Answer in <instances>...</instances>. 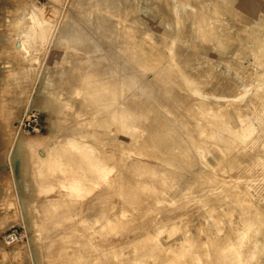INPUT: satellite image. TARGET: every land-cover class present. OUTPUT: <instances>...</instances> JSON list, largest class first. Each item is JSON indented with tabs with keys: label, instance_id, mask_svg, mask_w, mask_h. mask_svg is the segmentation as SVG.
<instances>
[{
	"label": "rangeland",
	"instance_id": "rangeland-1",
	"mask_svg": "<svg viewBox=\"0 0 264 264\" xmlns=\"http://www.w3.org/2000/svg\"><path fill=\"white\" fill-rule=\"evenodd\" d=\"M96 1L0 0V264H229L237 259L238 254L235 249H221L224 242L236 235L237 228L246 222L244 220L255 218V208L257 218L264 222V192L243 185L257 176L261 178L263 168L261 163L251 167L241 159L221 169L225 153L218 148L217 141L208 138L207 124L191 125L197 137L213 141L209 146L208 165L201 167L197 173L203 178L216 176L205 196L199 197L198 190H194L175 199L180 189L184 188V181L156 191L131 193V187L127 186L121 172L125 171L132 179L145 178L146 175L133 174L131 170H126L129 168H121L119 164L102 170L83 168L84 162H77V156L70 155L71 159L66 163L56 160L60 150L51 148L53 142L61 137L66 125L81 116L72 102L56 101L45 92L42 76L50 64L53 49H65L68 53L64 61L55 64L57 69L62 67V71L67 69L71 58L86 55L84 49L72 47L58 37L59 27L63 30L72 28L73 31L99 38L102 48L101 61L98 60L100 67L111 65L113 53L127 39L139 46V51H151L152 57L161 56L171 62V56L165 55L167 36L163 32L149 30L146 28L149 23L136 21L122 5L106 8L93 5ZM248 1L257 2L259 15L264 11V0ZM31 4L43 6L42 15L48 20L45 24L48 26L46 34H38L28 47L30 51L26 52L18 47V36L32 23L27 15H22ZM161 6L154 5L152 13L164 22ZM103 17L106 19L104 25L101 24ZM230 22L233 25L224 38L223 46L210 47L207 51L222 62L233 56L236 63L247 70L256 58L252 46H243L246 39L243 36L248 35L252 24L245 21L241 23V28L233 20ZM238 37H241L239 41ZM93 62L90 60L80 65L90 67ZM183 62H179V67L183 66ZM177 67L170 72H175ZM80 68H68V75L76 73L74 76L78 78L83 72ZM219 71L228 73V66L216 63L209 74L202 75L211 86L207 89L209 94L215 90L221 93L236 85L235 80L216 82ZM232 73L246 84L257 83V72L236 70ZM146 74L151 77L153 72L146 70ZM202 83H196V87H201ZM65 85L69 86L68 83ZM92 104L87 102L84 106L91 108ZM200 105V110L187 108L185 115L205 117L208 107L204 101H200ZM35 112L41 115L44 127L36 133L22 127L24 119ZM219 121L224 123L222 119ZM83 125L84 128L87 125L94 128L91 123ZM100 134L94 130L87 140L99 142ZM22 137L41 144L32 147L29 152L22 150L17 155L13 154L15 141ZM142 138L141 132H138L137 136H127V141L136 146L135 140L141 141ZM106 146L111 148L109 144ZM241 149L245 153L252 151L251 147ZM66 151L69 154L79 153L77 149ZM132 154L135 158L142 157L146 163L156 160L154 150L149 148ZM116 158L114 155L112 161ZM107 178L109 181H106ZM157 196H160L159 200L155 199ZM24 198L28 204L22 202ZM211 205L219 206L209 214L211 208L207 207ZM112 209L117 213L116 219L111 224L105 223L107 221L103 217ZM209 215L212 219L208 218ZM171 223L177 225L176 235L189 234V239L194 242L193 250L179 246L177 238L169 240V247L151 248L152 237L160 236L155 228ZM221 225L224 226V230L220 231L222 234L215 236ZM162 233L160 238L168 237L170 231ZM261 236L260 251L264 253V231ZM250 259L242 264H256ZM258 264H264L263 257Z\"/></svg>",
	"mask_w": 264,
	"mask_h": 264
},
{
	"label": "bare ground",
	"instance_id": "bare-ground-1",
	"mask_svg": "<svg viewBox=\"0 0 264 264\" xmlns=\"http://www.w3.org/2000/svg\"><path fill=\"white\" fill-rule=\"evenodd\" d=\"M156 4L162 5L161 14L165 16L164 22H160L152 13ZM93 5L106 8L122 5L123 9L129 10L136 21L143 20L146 24L149 23L146 27L149 30L163 32L167 36L165 55L171 56V62L161 56L152 57L151 51H139L140 47L127 39L121 47H117V52L113 53L111 65L100 67L98 60L101 59L102 48L99 45V38H94L89 33L73 31L72 28L63 30L59 27L58 37L67 41L72 47L84 49L86 55L71 58L67 69L62 71V67L57 69L55 64L64 61L68 53L65 49H53L49 59L50 64L42 76L45 92L56 101L72 102L81 116L74 123L66 125L61 137L53 142L51 148L60 150L56 160L66 163L71 156H77V162H84L83 168L102 170L119 164L121 168H129L126 170H131L133 174L146 175L145 178L132 179L125 174V171L121 172V175L124 174L127 186L131 187L129 188L131 193L144 190L156 191L165 186L173 187L184 181L185 186L180 189L175 199L194 190H198L196 192L200 193L199 197L205 196L209 185H212L211 181H215L216 176L203 178L197 173L202 169L201 167L208 165L209 146L213 141L197 137L191 125L207 124L209 129L206 130V134L210 135L208 138L217 141L218 148L225 153L220 163L221 169L227 168L226 164L232 165L241 159L247 161L251 167L261 163L262 177L257 176L243 185L253 186L264 192V11L258 14L257 2L97 0ZM24 14L32 23L18 36V47L29 52L28 47L34 42L35 37L38 34L42 36L46 34L48 25L45 24L48 20L42 15L43 6L37 4H31L29 10L22 15ZM230 20L241 28H243L241 23L245 21L252 24L248 35L243 36L246 38L243 46L246 44L252 46L256 56L247 70L236 63L233 56L227 57L222 62L207 51L210 47L223 46L224 38L233 25L230 24ZM105 21L103 17L101 24L104 25ZM240 39L241 37H238L237 41ZM90 60H94L93 64L90 63V67H81V63ZM179 62H183V66L179 67ZM216 63H225L229 71L216 73V82L224 80L225 83H229V80H235L236 85L230 90L221 93L215 90L213 94H209L207 89L211 86L207 80H203L202 75L209 74ZM74 66L83 70L78 78L74 76L75 72L74 75H68V68ZM174 67L177 68L171 73ZM146 70H152L153 75L148 77ZM236 70L242 73L257 72V83H244L237 74L232 73ZM198 82H203V85L196 87ZM66 83L69 84L68 87ZM200 101H204L206 108L208 107L205 117L185 115L187 108L200 110ZM87 102L93 103V107H85ZM187 102L190 106L187 104L186 107ZM248 116L251 118L246 119ZM220 119L224 123L219 121ZM88 123L94 124V128H89L88 125L86 128L83 127V124ZM94 130L102 133L99 135L101 138L99 142L87 140ZM138 132H141L143 138L141 141L135 140L137 145L132 146V142L127 141V136H137ZM40 144L41 142L27 137L19 138L13 145V154L17 155L22 150L29 152L32 147ZM118 147L124 148L118 149ZM241 147H251L252 151L245 153ZM146 148L154 150L156 154V160L148 162L149 164L142 160V157L132 156L135 151L141 152ZM67 149L71 151L77 149L79 153L69 154ZM114 155L117 156L116 163L112 161ZM106 181H109L108 178ZM71 187L75 190L79 189L77 186ZM159 198L160 196H157L155 199L159 200ZM22 202L28 204L25 198ZM240 204L238 199L239 208ZM218 206L206 207L211 208L208 210L211 214ZM113 210L103 217L107 221L105 223L111 224L115 221L117 213ZM254 212L255 218L244 220L246 222L237 228L236 235L230 237L221 247V249L226 247L235 249L234 252L238 254L237 259L229 264H242L250 258L252 262L258 264L261 257L264 259V253L260 251L264 222L257 218L256 208ZM208 218L212 219V215ZM104 219L102 221H105ZM229 223H232L231 219ZM175 224L155 228L160 236L165 230L170 231V234L163 238L158 235L152 237V249L169 247V240L177 238L179 246L188 251L193 250L194 242L189 239V234L176 235ZM223 227L220 226L215 236L222 234L220 231L224 230ZM149 234L151 232L145 235Z\"/></svg>",
	"mask_w": 264,
	"mask_h": 264
},
{
	"label": "built area",
	"instance_id": "built-area-1",
	"mask_svg": "<svg viewBox=\"0 0 264 264\" xmlns=\"http://www.w3.org/2000/svg\"><path fill=\"white\" fill-rule=\"evenodd\" d=\"M22 127L29 132H41L44 128L41 115L38 112L30 114L24 119Z\"/></svg>",
	"mask_w": 264,
	"mask_h": 264
}]
</instances>
